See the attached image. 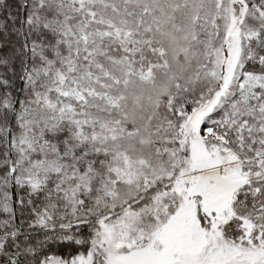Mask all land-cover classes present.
<instances>
[{
  "label": "snow or ice",
  "instance_id": "6c2138e0",
  "mask_svg": "<svg viewBox=\"0 0 264 264\" xmlns=\"http://www.w3.org/2000/svg\"><path fill=\"white\" fill-rule=\"evenodd\" d=\"M0 264H264V0H0Z\"/></svg>",
  "mask_w": 264,
  "mask_h": 264
}]
</instances>
